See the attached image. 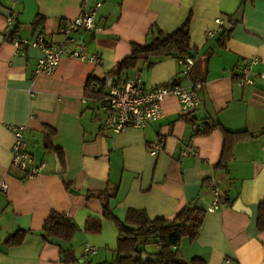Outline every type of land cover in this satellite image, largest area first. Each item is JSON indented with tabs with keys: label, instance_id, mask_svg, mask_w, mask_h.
<instances>
[{
	"label": "crops",
	"instance_id": "crops-1",
	"mask_svg": "<svg viewBox=\"0 0 264 264\" xmlns=\"http://www.w3.org/2000/svg\"><path fill=\"white\" fill-rule=\"evenodd\" d=\"M97 2L96 23L102 30L74 29L76 43L67 49L83 47L101 63L65 54L52 73H37L40 50L17 48L4 37L17 25L14 37L43 35L57 41L63 22ZM0 5L11 11L9 18L0 15V264L113 260L118 229L102 216V201L94 195L104 189L115 194L109 202L120 220L127 209L143 210L150 219H172L190 203L203 210L196 234L177 244L183 258L264 264V231L256 229L258 204L264 201V78L252 86L238 82L244 61L256 59L253 71H264V0H0ZM188 16L190 44L197 50L193 71L180 75V61L172 55L153 58L151 65L140 61L129 78L139 75L145 86L201 81L199 122L218 125L194 134L193 114L167 96L161 116L147 127L105 128L102 109L87 95L88 80L111 77L132 43L148 42L154 27L173 33ZM226 29L228 37L220 45ZM11 124L26 125L27 151L35 162H46L39 175L24 178L11 165ZM242 130L252 137L231 144L227 171L217 167L224 132ZM157 142L161 149L151 153ZM185 146L194 147L196 154L180 158ZM56 159L61 173L55 170ZM215 189L221 202L210 210ZM238 199L246 211L233 207ZM51 212L77 226L69 241L44 240L42 225ZM90 217L101 220L99 232L85 231ZM86 243L95 249L87 257ZM149 245V253L157 251L156 244Z\"/></svg>",
	"mask_w": 264,
	"mask_h": 264
},
{
	"label": "trees",
	"instance_id": "trees-1",
	"mask_svg": "<svg viewBox=\"0 0 264 264\" xmlns=\"http://www.w3.org/2000/svg\"><path fill=\"white\" fill-rule=\"evenodd\" d=\"M43 19V17H38ZM17 25L11 29V35L15 34ZM155 35L144 44H131V53L118 61L111 70V77L114 84L119 86L129 78V72L136 68L140 61L148 62L156 57L175 56L184 61L186 57L195 58L197 50L190 44V16L173 33L166 34L159 28L154 27ZM228 31L223 30L220 37V45L228 37ZM193 68L191 69L193 71ZM107 78V77H106ZM105 79L90 78L86 85V92L89 97H99L104 91ZM92 84H97L99 90H92ZM199 120L200 117H198ZM191 118V124L194 121ZM218 124L208 125L201 123V128L194 131V134L208 132L212 127ZM224 153L217 167L227 171L228 162L233 158L231 151L232 143L238 140H245L252 137V134L246 130L225 131ZM228 139H230V149L228 150ZM228 150V152H227ZM228 153V155H227ZM69 186V184H67ZM102 201V216L112 221L118 229V240L115 258L111 261H104L100 264H206L204 259L194 256L190 259L183 258L177 250V244L184 236L193 237L200 226L204 211L193 204H187L172 219L147 217L143 210L127 209L126 216L120 220L112 212L110 198L115 194L107 189L94 192ZM87 232H99L101 230V220L90 217L87 219L84 227ZM257 231H264V201L258 204V213L256 218ZM77 231V226L62 214L51 212L44 220L42 225V235L44 240L59 238L69 241ZM156 244L157 251L149 253L145 246ZM135 246L139 251L135 250ZM175 246V248H174ZM142 253H149L156 260H145L141 258Z\"/></svg>",
	"mask_w": 264,
	"mask_h": 264
},
{
	"label": "built area",
	"instance_id": "built-area-1",
	"mask_svg": "<svg viewBox=\"0 0 264 264\" xmlns=\"http://www.w3.org/2000/svg\"><path fill=\"white\" fill-rule=\"evenodd\" d=\"M100 3L97 2L91 8L82 11V13L72 21L63 22L58 29L59 40L53 41L43 35H38L31 39L18 38L6 32L4 37L7 41L13 43L17 48L20 45L33 46L40 50L41 55L37 60L35 71L37 73H52L58 65L60 59L68 54L71 57L83 61H92L101 63V58L97 55H87L83 47L79 49H67L70 45L76 43L71 35L74 29L82 28L99 32L101 26L96 23V11ZM219 24L221 19H217ZM180 61V75H188L194 66V58L186 57ZM256 59L247 60L242 63L238 82L243 86L254 85L256 78H264V71L256 73L253 71V65ZM203 83L201 81L191 82L189 85L174 83L170 85L155 84L145 86L139 75H135L126 80L125 83L116 86L112 77L105 80L104 91L99 97H90L99 104L104 116L102 122L105 128L114 132H119L126 127L145 128L151 122L156 121L162 114L161 102L167 96L175 97L180 105L181 110L193 114L192 122L193 131L201 128L198 109L200 107V91ZM92 90L97 92L100 88L97 84H92ZM9 129L13 132L14 140L12 143L11 165L24 172V178H30L42 173L46 167L45 161L35 162L31 153L26 149L27 143L24 135L26 130L25 124H11ZM194 135V134H193ZM162 143H154L150 147L151 153H157L161 149ZM196 150L192 146H185L179 151V157L195 155ZM264 165V161L262 162ZM2 189L6 188L3 183ZM221 202V195L217 189L214 190V199L209 209L218 208ZM175 248V246H174ZM95 252V249L89 244L83 247L85 257ZM225 264H234L231 259H225Z\"/></svg>",
	"mask_w": 264,
	"mask_h": 264
},
{
	"label": "water",
	"instance_id": "water-1",
	"mask_svg": "<svg viewBox=\"0 0 264 264\" xmlns=\"http://www.w3.org/2000/svg\"><path fill=\"white\" fill-rule=\"evenodd\" d=\"M241 13H242V9L240 10L239 14H241ZM0 15H3L4 17L9 18L11 16V11L6 9V8H4V7H2L0 5ZM2 39H3V37L0 36V42L2 41ZM55 170H56L57 173H61L62 172V169H61L60 164H59L57 159H56V162H55ZM233 207L235 209H237V210H240V211L241 210L242 211H246V209H247V207L242 205V203H241V201L239 199L236 200V202L234 203ZM135 250L139 251L137 249V246H135ZM141 258H142L143 261H145V260H156L157 259V257H155V256H153V255H151L149 253H142L141 254Z\"/></svg>",
	"mask_w": 264,
	"mask_h": 264
},
{
	"label": "rangeland",
	"instance_id": "rangeland-1",
	"mask_svg": "<svg viewBox=\"0 0 264 264\" xmlns=\"http://www.w3.org/2000/svg\"><path fill=\"white\" fill-rule=\"evenodd\" d=\"M152 248H153L152 246L148 245V246H146V251L149 252L150 250H152Z\"/></svg>",
	"mask_w": 264,
	"mask_h": 264
}]
</instances>
